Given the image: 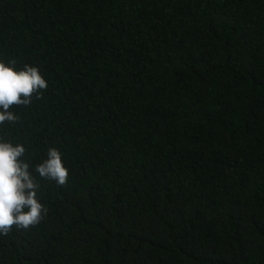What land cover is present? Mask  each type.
<instances>
[{
  "label": "trees",
  "instance_id": "obj_1",
  "mask_svg": "<svg viewBox=\"0 0 264 264\" xmlns=\"http://www.w3.org/2000/svg\"><path fill=\"white\" fill-rule=\"evenodd\" d=\"M0 59L49 83L0 136L70 170L0 264H264V0H0Z\"/></svg>",
  "mask_w": 264,
  "mask_h": 264
},
{
  "label": "clouds",
  "instance_id": "obj_2",
  "mask_svg": "<svg viewBox=\"0 0 264 264\" xmlns=\"http://www.w3.org/2000/svg\"><path fill=\"white\" fill-rule=\"evenodd\" d=\"M49 86L37 66L0 59V127L17 121L10 109L28 105L33 94L40 96ZM26 147L0 136V236L15 226L28 230L39 225L48 215V207L40 199L38 175L58 185L67 183L70 170L65 166L62 152L49 147L46 158L33 166L25 159ZM35 173V175H34Z\"/></svg>",
  "mask_w": 264,
  "mask_h": 264
}]
</instances>
